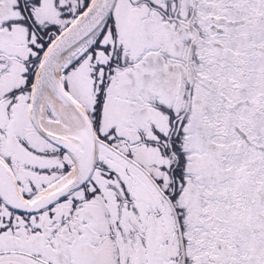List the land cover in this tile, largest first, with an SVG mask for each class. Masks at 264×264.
<instances>
[{
    "label": "snow or ice",
    "instance_id": "6c2138e0",
    "mask_svg": "<svg viewBox=\"0 0 264 264\" xmlns=\"http://www.w3.org/2000/svg\"><path fill=\"white\" fill-rule=\"evenodd\" d=\"M0 264H264V0H0Z\"/></svg>",
    "mask_w": 264,
    "mask_h": 264
}]
</instances>
